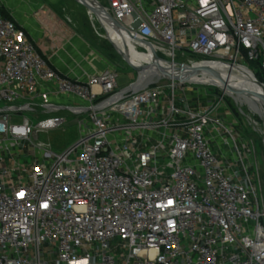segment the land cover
Instances as JSON below:
<instances>
[{
    "label": "built area",
    "instance_id": "1",
    "mask_svg": "<svg viewBox=\"0 0 264 264\" xmlns=\"http://www.w3.org/2000/svg\"><path fill=\"white\" fill-rule=\"evenodd\" d=\"M95 4L113 36L102 17L95 33L137 72L125 88L117 68L63 75L0 6V264H50L44 248L56 264H264L253 154L225 102L251 106L264 128L248 65L264 85V0ZM216 66L252 74L257 99ZM64 111L77 142L36 143L68 125Z\"/></svg>",
    "mask_w": 264,
    "mask_h": 264
},
{
    "label": "rangeland",
    "instance_id": "2",
    "mask_svg": "<svg viewBox=\"0 0 264 264\" xmlns=\"http://www.w3.org/2000/svg\"><path fill=\"white\" fill-rule=\"evenodd\" d=\"M54 10L57 15L62 19V22L69 27V29L75 33L82 42L87 46L86 49L88 54H86L85 61L83 65H88L92 70L96 72H102L106 68H117L119 69L118 85L120 88H125L131 84V82L136 80L137 72H135L122 58L117 56L115 50L113 49L111 43L99 37L95 30L93 29L92 23L87 14V10L81 6L76 14H73L68 7V0H51ZM73 1V0H69ZM50 3L49 0H46ZM92 19L97 20L94 15L90 16ZM100 31V26L98 27ZM85 34V35H84ZM104 35V34H103ZM57 51V50H56ZM73 56V55H72ZM252 70H255L259 74L255 63H248ZM83 68V67H82ZM85 71V70H84ZM239 73V74H238ZM238 73L234 72L235 75L243 78L244 80H250L252 78L251 74L245 70H238ZM257 80L260 82L259 77ZM200 87H195V91H199ZM211 96H222V91L215 90L213 88H206ZM192 90L188 89V96ZM194 93V92H193ZM180 96V92L177 93ZM194 96L196 94H193ZM212 96V97H213ZM227 107L230 112L234 115L237 122L239 123L238 130L241 131L248 141L250 142V149L253 154V168L255 178L258 182L260 197L264 200V134H263V124L258 117H255L251 106L242 105L236 103L231 98H226L225 100ZM203 105L209 104V100H204ZM248 116H252L259 125L257 127L251 126L248 120ZM61 116L68 118V125L60 129L51 130L49 132L42 133L38 136L36 143L44 144L47 149H51L55 152H63L69 149L74 143L79 139V130L75 119L66 111H64ZM255 117V118H254ZM35 139V138H34ZM33 146L29 143L26 145L24 152L29 154L32 151ZM24 159L22 162H25ZM29 165V161H27ZM45 258L50 262V264H56V256L50 251L49 248L43 249Z\"/></svg>",
    "mask_w": 264,
    "mask_h": 264
},
{
    "label": "crops",
    "instance_id": "3",
    "mask_svg": "<svg viewBox=\"0 0 264 264\" xmlns=\"http://www.w3.org/2000/svg\"><path fill=\"white\" fill-rule=\"evenodd\" d=\"M49 2L47 3L46 0H0L14 22L27 32L31 40L42 45L40 46L44 49L43 55L51 58L52 65L60 73L76 79L96 72L90 66L83 65L88 54L85 47L87 45L62 22L54 10L53 1L49 0ZM44 28L53 37H46L45 43L42 44V37L46 33ZM48 47H55L56 53L48 52Z\"/></svg>",
    "mask_w": 264,
    "mask_h": 264
},
{
    "label": "bare ground",
    "instance_id": "4",
    "mask_svg": "<svg viewBox=\"0 0 264 264\" xmlns=\"http://www.w3.org/2000/svg\"><path fill=\"white\" fill-rule=\"evenodd\" d=\"M73 1L77 2L76 0H73ZM90 1L95 3V0H90ZM87 14H88L89 19H90L93 26H95L96 23H98V21L101 22V19L103 18L102 20H104V22H105V26L101 24L103 29H105V27H107V31L110 33L111 36H113L112 30L110 29V26H108V23H107L108 21L103 17L102 14H101L102 15L101 16L99 13L95 14L94 12H91V11H87ZM91 14L94 15L97 20L92 19L90 17ZM100 17H102V18H100ZM126 51L132 52V49L126 47ZM137 57L138 56L136 54H133L134 59H137ZM216 68L221 69L223 67L221 66V68H220V66H216ZM222 71H223V77L231 84L232 88H234L235 91H239V93H241L242 95L249 96L250 98L254 99V101H255V99H257V97H258V95L256 93L257 92V86L255 83L256 78L252 74H251L252 78H250V80H244L243 78L235 75L234 74L235 71L231 72V73H227L228 70H222ZM245 92H246V94H244Z\"/></svg>",
    "mask_w": 264,
    "mask_h": 264
},
{
    "label": "water",
    "instance_id": "5",
    "mask_svg": "<svg viewBox=\"0 0 264 264\" xmlns=\"http://www.w3.org/2000/svg\"><path fill=\"white\" fill-rule=\"evenodd\" d=\"M81 6H83L87 11H91L94 12L95 14L100 13V10L98 9V6L94 3L91 2L90 0H76ZM110 17V16H108ZM156 58L158 59V56L156 55ZM125 61L128 62L129 61V56L126 55L124 57ZM213 75H215L216 77H219L217 73L211 72ZM258 86H260L263 90H264V85L261 83H257ZM231 92H234L233 90L229 89ZM260 96V95H259Z\"/></svg>",
    "mask_w": 264,
    "mask_h": 264
},
{
    "label": "trees",
    "instance_id": "6",
    "mask_svg": "<svg viewBox=\"0 0 264 264\" xmlns=\"http://www.w3.org/2000/svg\"><path fill=\"white\" fill-rule=\"evenodd\" d=\"M67 3H68V7H69V9H70L74 14H76V13L78 12V10L80 9L79 4H78L77 2H75V1H69V0H68ZM0 6L2 7V13H3V15H4L6 18H8V19L14 21V20L11 18L10 14L4 9V7L2 6L1 3H0ZM84 35H85V34H84ZM257 76H258V74H257ZM258 77H259V80H260V81H263V79H262L260 76H258Z\"/></svg>",
    "mask_w": 264,
    "mask_h": 264
}]
</instances>
